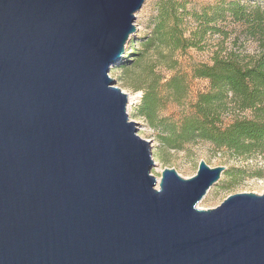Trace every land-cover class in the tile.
Returning a JSON list of instances; mask_svg holds the SVG:
<instances>
[{
	"label": "water",
	"instance_id": "water-1",
	"mask_svg": "<svg viewBox=\"0 0 264 264\" xmlns=\"http://www.w3.org/2000/svg\"><path fill=\"white\" fill-rule=\"evenodd\" d=\"M147 0H0V264H264V192L165 168L111 77Z\"/></svg>",
	"mask_w": 264,
	"mask_h": 264
},
{
	"label": "trees",
	"instance_id": "trees-1",
	"mask_svg": "<svg viewBox=\"0 0 264 264\" xmlns=\"http://www.w3.org/2000/svg\"><path fill=\"white\" fill-rule=\"evenodd\" d=\"M188 18L195 24L188 29ZM231 18L245 36L256 43L253 53L226 49L214 54L212 63L192 67V77L209 81V89L178 120L161 115L167 103L182 105L188 98L186 73L178 70V52L201 48L209 33L227 38L229 33L218 22ZM126 84L142 91L137 107L142 118L156 132L163 148L181 150L187 144L206 142L218 150L239 156L264 152V6L237 1L189 8L188 0H158L151 19L150 33L122 66ZM174 71L166 77L161 70ZM250 111L236 117L230 112Z\"/></svg>",
	"mask_w": 264,
	"mask_h": 264
},
{
	"label": "rangeland",
	"instance_id": "rangeland-1",
	"mask_svg": "<svg viewBox=\"0 0 264 264\" xmlns=\"http://www.w3.org/2000/svg\"><path fill=\"white\" fill-rule=\"evenodd\" d=\"M158 0H147L143 7L137 12L135 21L137 31L131 36L127 43L126 52L119 64L111 68L110 75L116 80V85L121 87L129 94L130 102L128 112L130 118L140 123L138 134L151 141L155 166L152 173L160 181L162 172L165 168H175L184 178L193 177L199 167L201 160H205L211 167L225 166L226 170L221 179L214 184L207 195L199 203L203 209L215 208L219 206L229 195L254 192L262 194L264 192V152L255 153L248 156H239L233 152L223 149L216 150L213 145L206 142H197L187 144L184 149L172 150L163 148L156 139V132L140 117H138V105L143 92L129 87L124 80V71L122 64L130 59L137 50L141 48L142 42L150 33L151 19L156 13ZM189 8L201 9L205 5H215L221 2L237 1L244 4L261 3L264 6V0H188ZM188 29L194 27L190 18L187 19ZM218 24L228 31L229 36L223 38L220 34L209 33L201 48H190L184 52H178L176 57L179 60L178 70L186 73L189 83V94L184 104L178 105L173 102L167 103L162 110L161 115L170 116L178 120L181 115L190 109V106L197 100L199 93L209 89V81L201 78L192 77L193 65L199 63H212L214 54L222 46L226 51L236 50L245 53H253L256 49V43L246 37L241 27L232 22L231 18L225 21H219ZM164 75L169 77L174 71L161 68ZM251 116L250 111L230 112L224 118L225 124H230L236 117Z\"/></svg>",
	"mask_w": 264,
	"mask_h": 264
}]
</instances>
